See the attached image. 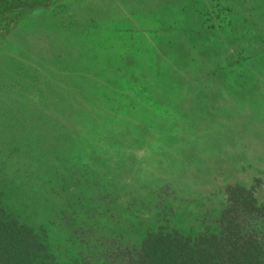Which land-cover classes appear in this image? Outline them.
I'll return each mask as SVG.
<instances>
[{"label": "rangeland", "instance_id": "1", "mask_svg": "<svg viewBox=\"0 0 264 264\" xmlns=\"http://www.w3.org/2000/svg\"><path fill=\"white\" fill-rule=\"evenodd\" d=\"M61 96L97 123L65 133ZM140 104L159 113L131 129ZM35 161L53 199L25 193ZM0 201L41 207L61 264H127L149 236L264 243V0H0Z\"/></svg>", "mask_w": 264, "mask_h": 264}, {"label": "trees", "instance_id": "2", "mask_svg": "<svg viewBox=\"0 0 264 264\" xmlns=\"http://www.w3.org/2000/svg\"><path fill=\"white\" fill-rule=\"evenodd\" d=\"M100 71L97 66H93L92 71L89 73L92 76L94 73L99 76V74L101 75ZM87 82H89L87 86L92 90H96L95 92L101 91L104 103L109 104L112 102L111 93L98 90L95 78H87ZM89 97L96 101L94 95H90ZM61 102L65 113L59 112V114L62 115L61 120L67 121L65 133H69L71 130L79 131L80 127L78 126L82 123H97L72 122L71 119L73 121L75 119L69 113V101L64 100L61 96ZM139 107L140 109L138 107L134 108V111L130 113L131 117L127 116V118L129 117L128 122H130L131 129L136 126L135 122L146 123L159 113L156 110L147 113L145 111L146 107H143L141 104ZM81 113L84 114L83 112ZM50 115L55 118L56 122H60L57 113L53 112L52 114L50 112ZM44 118L48 119L47 116ZM35 131L37 132V130ZM53 140L55 141V138ZM15 142L17 144V141ZM24 146L28 154L30 153L29 155L33 154V156L38 157L37 149H32L26 141L23 143ZM57 150L59 148L55 142L52 145V152L49 150L44 156H41V163L45 164V162L50 161L51 155ZM30 165L34 167V173L26 176L31 181L27 185L28 189L25 192L28 198H38L43 195L46 196V199H53V192L46 188L45 170L41 167L39 161L31 162ZM7 209L8 205H4L0 201V264H61L55 262L54 256L49 254L47 245L41 239L38 232V222L39 219H42L41 207L35 208L33 204L24 203L23 205L21 203L15 208V211L28 212V219L31 223H27L26 218L21 214L14 216ZM156 237L158 236L154 238L149 236L143 243L142 249L138 251L139 253L129 256L127 264H264V243L256 235H251L250 233L243 234L239 229H237V232L235 230L231 234H221L217 238H215L216 236L203 235L201 238L193 241L179 237L176 234H171L166 238L168 240H157L155 239Z\"/></svg>", "mask_w": 264, "mask_h": 264}]
</instances>
